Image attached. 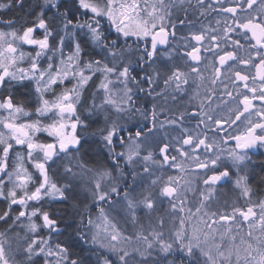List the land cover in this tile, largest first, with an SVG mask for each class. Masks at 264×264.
Segmentation results:
<instances>
[{
	"label": "snow or ice",
	"instance_id": "snow-or-ice-1",
	"mask_svg": "<svg viewBox=\"0 0 264 264\" xmlns=\"http://www.w3.org/2000/svg\"><path fill=\"white\" fill-rule=\"evenodd\" d=\"M189 7L216 13V27L180 37L195 41L183 45L190 71L158 67ZM13 10L26 13L19 28ZM0 13V264H264V199L246 172L264 149V0H0ZM190 80L192 99L205 95L168 119L182 135L142 151L144 132L126 117L148 119L138 101L184 93ZM16 84L33 90L34 110L15 102ZM233 176L244 205L211 210L214 186ZM164 200L167 218L154 216ZM50 201L70 205V232Z\"/></svg>",
	"mask_w": 264,
	"mask_h": 264
},
{
	"label": "rangeland",
	"instance_id": "rangeland-1",
	"mask_svg": "<svg viewBox=\"0 0 264 264\" xmlns=\"http://www.w3.org/2000/svg\"><path fill=\"white\" fill-rule=\"evenodd\" d=\"M193 3H195V0H192ZM185 7H188L187 5H185ZM176 15L179 16L180 18H184L185 13L182 10H177V12L175 11ZM187 16L189 21H191V23H186L185 25H183L181 27V29H179L178 31V35L176 38H174L170 44L169 47L172 46H180V47H184L183 45L185 43H189V41H184L181 40L180 37H182V35H188V37H190L189 35H191L192 32H196V31H201L206 27H216V19L219 18L218 15L216 13H211L209 15H205V16H200L199 12H194L192 8H188V12H187ZM123 42V41H121ZM131 43V41H129ZM192 44H195V41H190ZM243 54V53H241ZM202 55L205 57L204 60H202L201 64H208L210 62V60H212V54L211 53H202ZM139 70V69H137ZM194 89L190 91L189 93V99H192V96L195 94L194 90H195V85H193ZM33 96V93H32ZM34 99L32 101H29L28 105H30V107L32 108V110H34L35 107V103H36V98L35 95L33 96ZM165 99V98H164ZM194 100V99H193ZM189 102V101H188ZM188 102H186V104H188ZM159 104V103H158ZM193 104V102L191 103ZM194 104L198 105L200 104L199 99L194 100ZM160 106L163 105V111H162V117L159 115V126H168L170 129H172L170 132L168 131H161L160 128H157L155 126V128L150 131L149 133H144V136L141 137V140H143V145H142V151L144 148H147L150 151H153L154 153H156L158 155V148L162 147L163 144L165 143H170L175 145L176 140L178 137H180L182 135L181 132H179L178 130H180L179 128H177L174 125H170L167 123L169 118H174L176 115H178V113L180 112L179 110H177L178 107V100H173L172 98H167L164 102H162V104H159ZM181 105V103H179V106ZM162 110V109H161ZM135 113V112H134ZM172 116V117H171ZM27 119V118H25ZM150 120L149 124L152 121L151 116H149L148 118ZM142 121V116L140 115H131L126 117V124L127 127L133 130H136L140 127V122ZM138 125V126H137ZM155 125V124H154ZM137 126V127H135ZM191 129V128H189ZM178 131V132H176ZM45 136L48 137L46 134L44 133H40L37 135L36 139L39 140L40 142H46L45 140ZM48 139H52L50 137H48ZM50 142V140H49ZM234 143V142H233ZM89 144H91L93 147H95V144L93 143V140H89ZM262 152H264V149H261ZM252 161L253 159L251 158V163L250 165H252ZM256 161V159H255ZM246 169L247 175H248V180H249V174H250V166ZM30 170L35 171L34 169H31V166H29ZM249 183V181H248ZM194 188H199V189H203L205 186L203 184H199L193 185ZM213 199L209 202L211 205V210H217V209H225L228 208L230 209L232 205H237V206H243L245 201L243 198L240 197L239 194V189L235 188V176H233L232 180L230 181L229 185L227 186V188L225 189H218L215 188V190L213 191ZM189 202L191 205H195L199 199V192H196L195 194H193L192 192L187 193ZM258 196V197H257ZM257 196L255 197V199H264V193H259L257 194ZM163 199V198H160ZM119 211V209H118ZM170 212V206L167 202V200H164V202L158 203L156 206V210L154 213V216H163L165 218H167V214ZM121 215H123V213H121ZM138 215L140 216L141 220L143 223L147 224L148 222V217H146L144 215V212L142 209L138 210ZM127 229L128 231H132V226L129 224L127 225ZM244 231H247V228H244Z\"/></svg>",
	"mask_w": 264,
	"mask_h": 264
},
{
	"label": "flooded vegetation",
	"instance_id": "flooded-vegetation-1",
	"mask_svg": "<svg viewBox=\"0 0 264 264\" xmlns=\"http://www.w3.org/2000/svg\"><path fill=\"white\" fill-rule=\"evenodd\" d=\"M177 12V10H175ZM183 19V18H181ZM181 25H178L177 27V33L179 31V29H181ZM178 35V34H177ZM182 36H186L188 37V35H182ZM190 36V35H189ZM177 37V36H176ZM173 39H170V42L172 41ZM189 43L190 40H189ZM192 44V43H191ZM174 49H177L175 51H173ZM168 51H170L172 53V58L169 60L167 55H164L161 57L160 61L157 62V66L158 67H162L163 64H167L169 66L171 65H176L178 67H180L183 71H190V69L187 67V65L185 64V59L186 58H183L182 59V55H183V52L186 50L184 47H180V46H172V47H169L168 46ZM206 65H209V64H201L200 65V68H201V72L205 75V77L209 76L211 74V67H206ZM191 75H195L194 73H192ZM198 83V81H197ZM193 83L192 81L190 80L189 81V85L186 86L187 88V91L184 92V93H173L171 91H169L168 93L165 94V96H158L155 98V101H153V99L151 97H149L150 99H148L147 97L146 98H142V101L146 102L147 101V104L146 105H143L142 104V111L146 112L148 114V117L151 116V110H152V107H153V103H155V106H156V112H157V121L154 123V122H150L149 119H145L140 113L138 115L142 116V121L140 122V129L143 130L144 133H149L150 131H152L155 126L157 128H160L161 131H168L170 132L172 129H170L168 126H159L158 122H159V115L162 113L163 111V105H159V104H162V102H164L167 98H172L173 95H175L177 97L176 101L178 100V107L177 110L179 111H183L185 109H188L189 111H197L198 110V105L194 104V100L196 99H189V93L191 90L194 89L193 87ZM160 88H163V84L161 82L160 84ZM200 98H203L204 95H205V92L203 89H200ZM222 93V91L220 92ZM141 97L144 96V94H140ZM220 96H222V94H220ZM165 98V99H164ZM200 98H197L199 99L200 101ZM225 99L227 97H224ZM189 101V102H188ZM186 102H188V104H186ZM193 102V104H191ZM219 102V96H216V97H213V104H212V107H215L216 103ZM159 103V104H158ZM179 103H181V105L179 106ZM258 103V102H257ZM206 110H207V104H206ZM162 109V110H161ZM218 112H219V109H217ZM162 117V114L160 115ZM172 117V116H171ZM155 124V125H154ZM195 124H196V121L191 119L190 117H185V121H184V125L185 127L187 128H191V129H194L195 128ZM179 132H181L180 130H178ZM176 131V132H178ZM260 150L261 149H257V153L256 154H253V153H250V156L253 155V156H258L259 153H260ZM230 181L228 183H218L216 186H214V189L215 188H218V189H225L227 188V186L229 185Z\"/></svg>",
	"mask_w": 264,
	"mask_h": 264
},
{
	"label": "trees",
	"instance_id": "trees-1",
	"mask_svg": "<svg viewBox=\"0 0 264 264\" xmlns=\"http://www.w3.org/2000/svg\"><path fill=\"white\" fill-rule=\"evenodd\" d=\"M25 14L26 13H20V12L13 10L12 12L8 13V17L15 19V20H19L20 23H18L16 25V27L19 28L20 24L23 23V20H21L20 18ZM3 15H4L3 13H0V16H3ZM0 30H4L3 25H0ZM36 35L39 36L40 32H37ZM25 50L31 51V49L28 48L27 46H25ZM28 83H29L28 81H25L24 85H27ZM24 85L16 84L12 88L11 91H12L13 95L15 96V102L24 103L26 106L29 107L30 110H32V108L30 107V105H28V103H29V101H32L34 99V97H33L34 93H33V90L31 88L25 87ZM32 93H33V96H32ZM220 94H222V93H220ZM2 98H3V91H0V99H2ZM147 98L150 99L149 97H147ZM138 104H139V107L142 109V104L146 105L147 101L144 102L141 99L140 101H138ZM213 108H215V107H213ZM138 114H139V112L133 113V115H137V116H138ZM137 126H135V127H137ZM45 140H46V142H49V140L51 142V139H48V137H46V136H45ZM251 158L253 159V161H252V165H250L251 169H250L248 181H249V185L252 189V192H253L254 198H255L257 196V194L264 193V152H262V150H260V153L258 156L251 155ZM255 159H256V161H255ZM30 171H32V170H30ZM56 171H57V176L54 178H58L59 173H61L63 171V169L60 165H57ZM3 206H4V202L0 201V208H2ZM44 209L49 211L50 214L55 215L60 220V227L61 228H67V231H69V232L72 230L71 228L67 227L68 225H72L74 223L73 213H72V209H71L70 205L60 204V203L50 201L49 203H46L44 205ZM0 230H3L2 225H0Z\"/></svg>",
	"mask_w": 264,
	"mask_h": 264
},
{
	"label": "water",
	"instance_id": "water-1",
	"mask_svg": "<svg viewBox=\"0 0 264 264\" xmlns=\"http://www.w3.org/2000/svg\"><path fill=\"white\" fill-rule=\"evenodd\" d=\"M251 153L256 154V153H257V149H253V150L251 151ZM220 183H223V182H220Z\"/></svg>",
	"mask_w": 264,
	"mask_h": 264
}]
</instances>
